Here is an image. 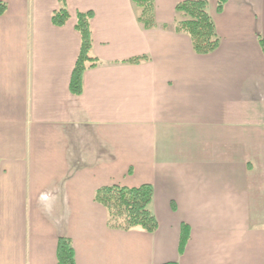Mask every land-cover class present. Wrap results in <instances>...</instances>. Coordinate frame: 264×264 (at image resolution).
<instances>
[{"label":"crops","instance_id":"0c3cea01","mask_svg":"<svg viewBox=\"0 0 264 264\" xmlns=\"http://www.w3.org/2000/svg\"><path fill=\"white\" fill-rule=\"evenodd\" d=\"M180 1L144 30L132 0H0V264H57L59 237L75 264H264V0H208L205 56L172 29ZM86 12L98 63L76 96ZM113 184L152 187L154 233L107 229L93 195Z\"/></svg>","mask_w":264,"mask_h":264},{"label":"trees","instance_id":"16d2710c","mask_svg":"<svg viewBox=\"0 0 264 264\" xmlns=\"http://www.w3.org/2000/svg\"><path fill=\"white\" fill-rule=\"evenodd\" d=\"M62 1V0H60ZM226 0H218L216 11H221ZM136 9V21L144 30L158 28L154 18V0H132ZM6 11V5L0 2V15ZM68 19L66 7L60 8L51 14V23L56 27L63 26ZM91 13H77L75 30L80 36V48L76 58L69 82V90L73 95L82 92V76L86 69L93 68L98 61L90 57L91 33L89 21ZM167 29V25H162ZM174 33L184 34L188 37L192 51L198 56H205L215 51L219 44L213 19L209 13L208 0H182L174 7ZM258 43L264 54V38H259ZM148 61L145 56L125 60V63L139 64ZM153 189L148 184L137 187L122 185H109L98 188L93 195L94 203L100 205L106 212V227L112 231L127 232L140 230L151 234L156 231L157 222L152 212L151 204ZM189 229L181 225L179 253L182 252ZM56 263L75 264L74 250L68 238L59 237L56 243ZM176 264V263H166Z\"/></svg>","mask_w":264,"mask_h":264}]
</instances>
